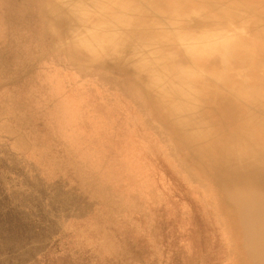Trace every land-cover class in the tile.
I'll return each instance as SVG.
<instances>
[{
  "label": "rangeland",
  "instance_id": "374dc122",
  "mask_svg": "<svg viewBox=\"0 0 264 264\" xmlns=\"http://www.w3.org/2000/svg\"><path fill=\"white\" fill-rule=\"evenodd\" d=\"M261 239L264 0H0V264H250Z\"/></svg>",
  "mask_w": 264,
  "mask_h": 264
},
{
  "label": "bare ground",
  "instance_id": "6f19581e",
  "mask_svg": "<svg viewBox=\"0 0 264 264\" xmlns=\"http://www.w3.org/2000/svg\"><path fill=\"white\" fill-rule=\"evenodd\" d=\"M204 20V18H198V20H201V21H203ZM208 25L211 27V25L213 26V28H215L214 26H215V22H213V20H211L209 23H208ZM195 28L196 29H201V30H203L204 31V29H202V28H200L198 25H197V23H195ZM229 30L230 29H228V27H226V28H222V29H220V33L221 34H223V33H226V32H228V33H230L229 32ZM216 35H214L213 37H212V39L214 40V39H216ZM160 70H158V71H161V68H159ZM163 74L164 73H160L159 75H162L163 76ZM260 241H264V240H260ZM263 251L264 250H262V251H259V252H256L255 253V255H253L252 257H250V264H264V255H263Z\"/></svg>",
  "mask_w": 264,
  "mask_h": 264
}]
</instances>
